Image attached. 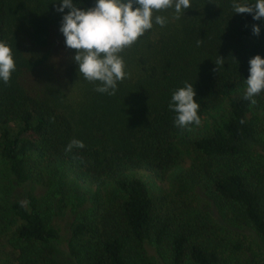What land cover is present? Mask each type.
Returning a JSON list of instances; mask_svg holds the SVG:
<instances>
[{
	"label": "trees",
	"instance_id": "obj_1",
	"mask_svg": "<svg viewBox=\"0 0 264 264\" xmlns=\"http://www.w3.org/2000/svg\"><path fill=\"white\" fill-rule=\"evenodd\" d=\"M251 2L154 12L119 53L126 78L108 95L79 73L60 0H0V42L16 65L0 81L7 264H58L65 218L75 264H264V91L244 99L248 61L264 59V19L232 7ZM186 83L200 123L181 128L169 103ZM72 139L85 147L66 152Z\"/></svg>",
	"mask_w": 264,
	"mask_h": 264
},
{
	"label": "clouds",
	"instance_id": "obj_2",
	"mask_svg": "<svg viewBox=\"0 0 264 264\" xmlns=\"http://www.w3.org/2000/svg\"><path fill=\"white\" fill-rule=\"evenodd\" d=\"M232 7L234 13L251 14L253 20L264 19V0L233 3ZM65 8L69 11L63 15L59 31L64 36L66 47L76 50L72 59L78 65L79 73L89 82H99L95 89L97 92L114 95L117 82L126 78L125 63L119 53L152 29L153 13L174 8V18L179 19L192 5L190 0H95L94 7L82 10L72 0H60L56 11L63 13ZM155 23L163 27L167 20L157 15ZM252 32L259 35V26L253 25ZM200 43L198 40L197 45ZM248 63L249 76L245 80L247 88L244 99L254 105L256 100L253 97L264 91V59L255 55ZM223 64L224 59L218 56L214 71ZM15 68L12 49L0 42V81L7 84ZM194 96L193 84L188 83L172 94L169 108L176 113V126L185 128L192 123L199 125L197 113L200 104L194 100ZM84 147L83 141L72 139L65 151Z\"/></svg>",
	"mask_w": 264,
	"mask_h": 264
},
{
	"label": "rangeland",
	"instance_id": "obj_3",
	"mask_svg": "<svg viewBox=\"0 0 264 264\" xmlns=\"http://www.w3.org/2000/svg\"><path fill=\"white\" fill-rule=\"evenodd\" d=\"M62 224V237L56 243L54 250V257L58 261V264H75L74 260L70 256L66 244L67 237V226H66V218L61 220ZM15 254L12 248L7 244L3 234L0 232V261L2 264H7L8 261L13 260Z\"/></svg>",
	"mask_w": 264,
	"mask_h": 264
}]
</instances>
